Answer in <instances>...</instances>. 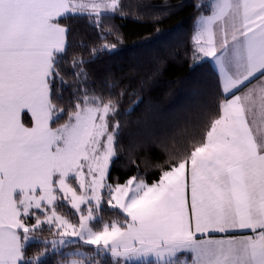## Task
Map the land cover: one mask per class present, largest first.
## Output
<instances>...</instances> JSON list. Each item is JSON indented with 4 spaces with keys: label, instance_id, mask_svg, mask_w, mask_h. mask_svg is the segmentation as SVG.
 Here are the masks:
<instances>
[{
    "label": "snow or ice",
    "instance_id": "snow-or-ice-1",
    "mask_svg": "<svg viewBox=\"0 0 264 264\" xmlns=\"http://www.w3.org/2000/svg\"><path fill=\"white\" fill-rule=\"evenodd\" d=\"M197 7L209 14L199 18L192 59H212L224 98L202 136L174 142L151 181L130 140L136 174L119 182L110 173L125 147L123 118L143 100L126 89L97 94L84 86L83 66L124 43L103 25L129 17L123 0H0V264L57 255L66 264H264V0ZM77 16L102 43L90 48L92 60L72 57L73 87L61 66L64 21ZM105 210L120 219L105 220Z\"/></svg>",
    "mask_w": 264,
    "mask_h": 264
},
{
    "label": "trees",
    "instance_id": "trees-1",
    "mask_svg": "<svg viewBox=\"0 0 264 264\" xmlns=\"http://www.w3.org/2000/svg\"><path fill=\"white\" fill-rule=\"evenodd\" d=\"M123 2L128 18L115 16L103 20V25L118 28L124 35L119 51L92 60L90 48L102 43L97 29L87 17H73L64 21L70 29V46L65 58L68 63L61 67L68 85L79 87L70 63L74 55H79L92 60L83 66L89 74V83L85 87L90 86L97 94L104 95L126 89L142 97L143 102L135 108L134 114L123 118L127 121L122 137L125 147L110 174L113 181L119 182L136 174L135 166L129 162L131 140L137 146L131 155L151 181L159 172L156 165H165V161L175 155L174 142L186 144L202 136L224 95L220 76L212 63L207 59L198 63L192 59L196 20L202 14H209L197 5H205L209 0ZM133 12L142 15V19L131 18ZM153 15H159L160 19L153 22ZM157 28L160 29L159 35ZM109 40L115 42L112 38ZM109 84L116 87L109 88ZM63 97L64 101L71 99L69 89L64 90ZM130 99L128 95L124 97L123 108L128 107ZM62 211L68 214L70 209ZM104 217L105 220L120 219L108 210H105ZM70 219L75 222L76 217L70 216ZM42 236L52 238L47 231ZM39 248L34 241L27 249L28 255L35 254ZM62 261L66 258L59 255L44 258V264H60Z\"/></svg>",
    "mask_w": 264,
    "mask_h": 264
},
{
    "label": "rangeland",
    "instance_id": "rangeland-1",
    "mask_svg": "<svg viewBox=\"0 0 264 264\" xmlns=\"http://www.w3.org/2000/svg\"><path fill=\"white\" fill-rule=\"evenodd\" d=\"M199 18H200V17H198L197 20H196V28H197V29H196V32H195V34H194L195 36H196V34H197V31H198V21H199ZM194 38H195V37H194ZM207 59L210 60L211 58H207ZM211 60H212V59H211ZM213 63H214V62H213ZM214 65H215V63H214ZM215 66H216V65H215ZM82 250H84V249H82ZM71 251H73V249H68V252H71ZM60 264H66V261H62V262H60Z\"/></svg>",
    "mask_w": 264,
    "mask_h": 264
},
{
    "label": "crops",
    "instance_id": "crops-1",
    "mask_svg": "<svg viewBox=\"0 0 264 264\" xmlns=\"http://www.w3.org/2000/svg\"><path fill=\"white\" fill-rule=\"evenodd\" d=\"M207 60H209V59H207ZM209 61L212 63L213 67L216 69L217 73L219 74L218 67L214 65V63L211 59ZM219 76H220V74H219ZM220 79H221V77H220Z\"/></svg>",
    "mask_w": 264,
    "mask_h": 264
}]
</instances>
